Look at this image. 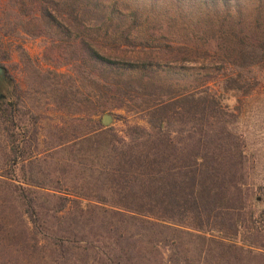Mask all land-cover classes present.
<instances>
[{
    "label": "trees",
    "instance_id": "1",
    "mask_svg": "<svg viewBox=\"0 0 264 264\" xmlns=\"http://www.w3.org/2000/svg\"><path fill=\"white\" fill-rule=\"evenodd\" d=\"M0 21L50 67L22 50L24 89L0 57V264H162L184 231L206 261L264 264V192L225 103L259 84L264 0H4ZM40 94L70 116L47 154ZM111 111L145 123L116 114L119 133Z\"/></svg>",
    "mask_w": 264,
    "mask_h": 264
},
{
    "label": "rangeland",
    "instance_id": "2",
    "mask_svg": "<svg viewBox=\"0 0 264 264\" xmlns=\"http://www.w3.org/2000/svg\"><path fill=\"white\" fill-rule=\"evenodd\" d=\"M4 0H0V17L2 10V2ZM248 11V12H247ZM247 11H243L242 16H239L240 26L243 27L245 31H247L248 27H251L256 30V27L252 26L254 23L252 19L254 14L251 13V9ZM249 24L251 26H249ZM261 32H264V26L260 29ZM250 33H254V31H250ZM259 33V32H258ZM221 41H217L214 39H210L206 44V48L210 51H214L218 48V43L224 46L225 44ZM224 41V40H223ZM175 43H190L184 39H175ZM43 49H44V41L42 39H23L19 36L14 35L12 32H9L6 27L0 21V57L2 58L3 54L6 51H9L10 59L7 61H3L5 65H7L9 69V73L11 76L19 83L21 86L26 89L25 83V73L23 71V65L21 60V51L26 50L30 57L35 61L43 69H48V64H46L43 60ZM224 50H220L222 54ZM50 68V67H49ZM52 69V67H51ZM66 70V69H63ZM258 72L259 76V84L248 94H237L235 96H231L232 93H227L226 95L230 96V99L225 100L226 110H227V118L229 120L230 127L238 134L242 135L243 140L245 141L246 151L248 158L250 160L251 166V179H252V187L255 189V192H258L261 188L262 193L264 192V67H260L255 69ZM37 99V100H36ZM46 97L40 94L39 98L35 96L26 97L25 103L28 107H31L36 112L44 114V117L41 119V134L39 137V151L42 154H47L49 139L54 141L57 140V134H50V129L55 128L57 125L63 123L64 120L70 119V116L65 113H61L55 110L45 109V104L43 103ZM39 102L43 104L39 109H36L33 106V103ZM36 102V103H37ZM126 114L124 111H111L104 113L100 116V119L103 123V117L105 114L111 116V120L105 126H111L115 128L119 133H122L126 127V122L124 118H117L116 114ZM131 123H145L141 115L130 113L126 114ZM63 151L59 149V154L64 155ZM256 209L258 207H255ZM258 212L256 216H258ZM176 235L179 236L177 242H179L178 247L170 245H162L160 250L164 255V259L162 264H174L177 258H181L185 261H191L192 264H220L216 260H205L204 256L200 257V247L201 242L196 237V234H193L188 231L184 232H176ZM216 234V233H215ZM259 260L264 261V259H259L256 257L253 259L255 263ZM222 264V263H221ZM259 264V263H258Z\"/></svg>",
    "mask_w": 264,
    "mask_h": 264
},
{
    "label": "water",
    "instance_id": "3",
    "mask_svg": "<svg viewBox=\"0 0 264 264\" xmlns=\"http://www.w3.org/2000/svg\"><path fill=\"white\" fill-rule=\"evenodd\" d=\"M4 74H5V68L2 65H0V75H4ZM110 120H111V116L108 114H105L103 117V123L107 125Z\"/></svg>",
    "mask_w": 264,
    "mask_h": 264
}]
</instances>
